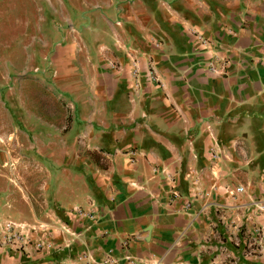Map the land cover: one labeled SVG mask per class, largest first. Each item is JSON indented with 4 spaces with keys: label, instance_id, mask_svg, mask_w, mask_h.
<instances>
[{
    "label": "crops",
    "instance_id": "0c3cea01",
    "mask_svg": "<svg viewBox=\"0 0 264 264\" xmlns=\"http://www.w3.org/2000/svg\"><path fill=\"white\" fill-rule=\"evenodd\" d=\"M38 1L89 18L65 159L106 166L0 264H264V0Z\"/></svg>",
    "mask_w": 264,
    "mask_h": 264
},
{
    "label": "rangeland",
    "instance_id": "374dc122",
    "mask_svg": "<svg viewBox=\"0 0 264 264\" xmlns=\"http://www.w3.org/2000/svg\"><path fill=\"white\" fill-rule=\"evenodd\" d=\"M40 3L0 0V242L18 247L52 237L73 197L62 188H82L90 167L106 166L65 159L82 83L72 78L94 59L89 18L41 16Z\"/></svg>",
    "mask_w": 264,
    "mask_h": 264
},
{
    "label": "built area",
    "instance_id": "2783aa9c",
    "mask_svg": "<svg viewBox=\"0 0 264 264\" xmlns=\"http://www.w3.org/2000/svg\"><path fill=\"white\" fill-rule=\"evenodd\" d=\"M241 188H237L236 192H241ZM73 211L80 212L82 211L80 208L73 209ZM129 264H157V263H151V262H144V261H139V260H130Z\"/></svg>",
    "mask_w": 264,
    "mask_h": 264
}]
</instances>
